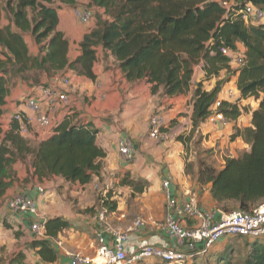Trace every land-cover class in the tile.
Masks as SVG:
<instances>
[{
  "label": "trees",
  "instance_id": "obj_1",
  "mask_svg": "<svg viewBox=\"0 0 264 264\" xmlns=\"http://www.w3.org/2000/svg\"><path fill=\"white\" fill-rule=\"evenodd\" d=\"M77 1L7 0L4 8L0 4V206L14 184H23L17 178L16 164L26 170L25 182L32 178L29 171L39 182L58 177L70 185H87L95 176L101 179L100 159L105 152L96 142L98 129L78 112L65 115L47 136L34 143L20 135L16 120L10 117L5 122L3 118L11 79L29 87L53 85L49 78L67 72L95 80L93 67L100 58L99 48L103 60L110 56L125 80H144L153 84L152 92L161 87L168 97L189 90L197 65L203 80L217 79L223 71L233 70L229 77L217 79L210 90L204 89L202 80L195 83L191 127L188 135H177L176 140L185 145L186 138L196 136L225 83L235 78L238 101L249 97L259 100L251 112L250 125L237 126L243 112L237 100H222L218 112L233 128L231 138L241 137L249 149L235 157H224L219 168L195 152L186 173H193L196 167L198 185L209 186L210 195L222 212L250 211L264 203V21L246 23L240 14L248 3L264 9V0H89L86 5ZM224 1L228 6L222 5ZM62 6H86L92 9L93 18L94 8H102L107 15L98 17L93 26L89 24L78 43L79 54L72 60L68 58V38L57 28V11ZM4 9L6 24L2 21ZM25 36H30L37 46L35 55L29 53ZM238 44L243 51L237 48ZM221 46L233 54L242 53L243 63L232 68V57L222 54ZM23 96L28 95L23 94L21 99ZM121 184L130 186L133 194L147 188L132 179H121ZM109 190L104 198L100 197L104 199L100 207L112 212L117 201ZM69 227L70 221L61 216L43 222V236L30 244L38 248L35 253L41 261L60 259L52 240ZM241 238L230 237L223 251L211 254L209 250L206 255L212 257L214 264H236L241 261L239 258L242 264H264V236L245 237L243 243L239 242Z\"/></svg>",
  "mask_w": 264,
  "mask_h": 264
},
{
  "label": "crops",
  "instance_id": "obj_2",
  "mask_svg": "<svg viewBox=\"0 0 264 264\" xmlns=\"http://www.w3.org/2000/svg\"><path fill=\"white\" fill-rule=\"evenodd\" d=\"M57 13V28L68 38V58L72 60L79 54L78 43L83 34L87 32L86 30L89 25H82L73 15L72 8L70 7L62 6L58 9ZM24 39L27 43L29 53L35 55L37 53V46L32 38L25 36ZM237 48L242 51L244 49L241 44H238ZM98 56L100 58L93 67L96 75L95 80L83 76H72L68 72L63 74V76H53L48 79L49 83L59 85L69 95L71 106L68 111L65 109H47V104L45 103H42L41 107L48 111L52 121H56L57 123L65 115H70L69 113L71 112H78L80 117L86 118L87 121H92L94 127L98 129L96 142L105 152L104 157L100 159L101 169L99 174L102 181L105 182V185L112 183L114 175L122 176L127 172L132 177L144 176L149 183L142 194V198H133L131 202H133L134 206L131 208H128L129 196L126 195L127 190H125L123 195L119 192L115 196L117 208L109 212L113 216L112 218H116V228L119 230H126L132 227L133 222L126 220L129 210L141 212L135 215L142 214V217L145 219L143 225L134 227L133 232L129 234L127 241L128 252L136 251L145 242L157 245L173 244L164 230L166 197L161 188V180L163 178H170L169 191L172 196L178 197L181 201H186L189 194L194 193L198 207L206 211H211L213 213V220L217 221L222 211L215 205L209 192V186L200 187L198 185L195 174L196 167L193 173H186L184 158L182 156L183 144L176 140L178 132L185 131L184 133L188 134L190 130V117L192 113L191 99L195 83L202 80L204 89L210 90L215 85L216 78L215 83L209 84L208 81H204L203 72L200 66L197 65L191 78L189 90L186 93L168 97L163 94L161 87H158L152 92L153 84L144 80L135 82L125 80L116 65L113 64L114 69L109 68L105 59L103 60L102 58V50L100 48L98 49ZM108 58L110 60L109 64H111L113 59L110 56ZM67 77L69 78V84L64 87L61 84V80ZM231 84L235 85V78L225 83L224 87L230 86ZM140 90L146 92V100H149V116L152 113L163 111L167 115H171V112L178 113L177 109L179 106L182 107L189 100L188 110L186 111L188 116L185 119L179 118L186 126H178V131L172 133L164 129L167 134L164 141L150 139L148 136V121L147 124L144 123L139 134L129 135L133 141L135 156L132 162L127 163L119 156L116 142L120 136L126 135L122 126L127 124L128 118L133 120L130 117L138 114V110L132 105V101L129 105V103L125 104L124 100L127 101L128 98L131 100L132 95ZM23 94L38 97L39 87H29L18 79H11L6 96V104L3 107V118L5 122L15 112H23L28 115L32 114L21 99ZM137 97L135 95L134 101L137 100ZM258 103L259 100H254L250 97L238 101V104L243 108V112L236 122L238 127L242 128L250 125L251 112L258 107ZM188 123L190 124L189 128ZM199 130L200 132L203 130L212 131L211 136L208 137L209 139L219 140L221 147L225 145L229 148L231 147V155L228 156L235 157L249 149V145L241 137L236 136L231 138V134L233 133L231 125L229 127H222L203 122L199 126ZM44 137L43 131L35 127V125H32L26 138L32 142H38ZM201 139V145L206 144L205 137ZM241 145H248V148H241ZM236 149L240 152H236ZM223 159L222 154L218 157L214 153V158L208 159L207 163L219 168L223 164ZM14 167L17 171V178L23 181V184L20 186L14 184L7 191L5 200L0 206V264H66L71 254L82 253L85 255H93L97 246L95 232L100 228V225L93 219L94 215L90 217L89 215H83L74 211L71 208L72 200L68 198V195L75 191L79 195L77 197L78 200L81 201L83 189L91 188L92 185H70L58 177H51L39 182L35 176L31 175V171H29V175L32 178H29L28 182H25L27 173L23 165L16 164ZM96 179L97 176L94 177V180ZM72 187L77 190L74 189L65 193V189H71ZM57 191L63 196V193H65L67 197L61 199V195H58ZM13 193H22L34 199L41 219L35 218L28 213H11L6 203L7 199ZM87 201L89 202L90 199L85 200L86 203ZM53 216H61L69 220L70 227L60 232L57 238L52 240L53 247L61 255L60 259L54 262H44L35 253L38 248H33L30 245L31 241L36 237L29 230V227L37 220L43 224L47 218ZM130 222L131 224H129ZM185 223L186 225H190L191 221L187 220ZM1 225L4 227L2 228ZM14 228H18V232L20 233H18V236L12 235L10 237L9 232H13L12 230ZM106 237L108 239L109 235L106 234ZM226 240L224 238L218 241L210 249V253L213 254L223 251ZM198 246H201V244H198ZM189 264H214V262L212 257L209 258L207 255H200L194 257Z\"/></svg>",
  "mask_w": 264,
  "mask_h": 264
},
{
  "label": "built area",
  "instance_id": "obj_3",
  "mask_svg": "<svg viewBox=\"0 0 264 264\" xmlns=\"http://www.w3.org/2000/svg\"><path fill=\"white\" fill-rule=\"evenodd\" d=\"M222 5L228 6V2H222ZM72 12L82 25H89L93 21L91 8L75 6L72 8ZM240 14L246 23L258 22L264 15V9L248 3L240 10ZM219 50L222 54L232 57L231 63H235L236 66L243 63L242 53L235 52L233 54L229 48L224 46H221ZM61 84L64 87L68 86L69 78H63ZM237 95L238 91L234 84L224 87L214 102L206 122L213 126H226L229 123L228 119L221 112H218V107L222 100L238 101ZM22 100L32 114L15 112L11 117L17 121L19 133L23 137L28 136L32 125H35L47 136L57 124L56 121H52L48 111L42 109V103L47 104V109L50 110L65 109L68 111L71 106L69 95L59 85L40 86L38 97L28 95L23 96ZM166 124L164 114L152 113L148 117L149 138L155 141H164L166 139L164 131ZM116 148L123 161L127 163L133 161L135 149L129 136H120L117 139ZM109 185L110 183L99 189V185L95 184L94 188L99 189L100 197L104 198ZM169 186L170 178H163L161 188L166 197L164 230L173 242L172 245L145 242L136 251L129 253L127 248L129 234L133 232L134 227L144 224V218L141 215L136 216L132 227L126 230L112 229L107 226L105 221V215L108 211L104 207H100L93 216L95 222L100 225V228L95 232L97 246L94 254H71L66 264H139L146 259H157L166 264H189L194 257L206 255L218 241L226 237L264 236V203L257 205L250 211L221 212L220 218L215 221L211 211L198 207L194 193H190L186 201H181L178 197L170 194ZM40 190L42 191V189ZM6 204L13 214L28 213L41 219L34 199L25 194L13 193L7 199ZM187 220L191 221L190 225H186ZM29 230L35 237L43 236L42 223L38 220L31 224ZM106 234L109 235L108 239Z\"/></svg>",
  "mask_w": 264,
  "mask_h": 264
},
{
  "label": "rangeland",
  "instance_id": "obj_4",
  "mask_svg": "<svg viewBox=\"0 0 264 264\" xmlns=\"http://www.w3.org/2000/svg\"><path fill=\"white\" fill-rule=\"evenodd\" d=\"M7 0H0V4L1 6L4 8V5H5V2ZM12 2H15V0H12ZM78 4H81V5H86V4H89V0H78L77 1ZM53 6H56V3L53 5ZM72 8V7H71ZM94 18H93V21L91 22L90 26H93L97 20L98 17H102V18H106L107 15L104 13V10L102 8H94ZM29 16L31 17L32 16V12L29 11ZM2 21L3 23H7V13H6V9H4L3 11V18H2ZM261 21H264V15L261 19ZM86 26V25H84ZM89 30V27L87 28L86 31ZM78 47H79V44H78ZM109 58L105 60V62L109 65V68L111 69H114V65H116V63L112 60V63L109 64ZM117 67V66H116ZM232 68H235L236 65L235 63H232L231 65ZM233 70L231 69H228L226 72H222L220 74L219 77H217V79H221V78H226V77H229L231 75ZM69 74H71L72 76H74L71 72H68ZM68 78V77H67ZM216 79V80H217ZM204 81H208L209 84L211 83H215V78L212 77V79H209V80H204ZM207 84V83H206ZM225 86V85H224ZM228 87V86H226ZM135 95L137 97V100L134 101L135 99ZM146 92L143 91V90H140V91H136V94L132 95V99L130 100L129 98L127 99V101H125L124 99V103L125 104H128L130 105L131 101H132V105L137 108V112L138 114L135 115L134 117H130V118H133V120L129 119L127 120V124H125L124 126H122V129L123 131L126 133L127 136L129 135H132V134H139L142 130V127L144 125V123L147 124V121H148V117H149V100H146ZM134 102V103H133ZM188 102L189 100H187L185 102V104L181 107L179 106V108L177 109V112H171V115H167V113H165L164 111L163 112H160L162 114H164L165 116V120L167 122L166 124V131H170V132H175V131H178V126H182V127H185L186 124L185 123H182L181 120L179 118H182V119H185L187 118V106H188ZM229 123L226 125L229 127ZM190 124L188 123V128H189ZM214 128V127H213ZM185 131H180L177 133V135H183L184 137L188 134H185L184 133ZM204 132V133H202ZM166 133V132H165ZM211 133L212 131L210 130H203L196 134V136L192 139L190 138H186V142L187 144L183 145V158H184V165H185V171H186V168L190 167L194 161H192V157H193V154L195 155V152L197 153H200L202 157H207V159L210 158H214V153L217 154V156L219 157L220 154H222L223 158L225 156H228V155H231L230 151H231V147H227L226 145L225 146H220L219 145V140H213L212 138L209 139L208 137L211 136ZM167 136V134H166ZM131 138V136H129ZM201 138H204L205 137V141H206V144L204 145H201V143H198L199 142V139ZM132 139V138H131ZM202 140V139H201ZM34 143V142H33ZM241 148H244V149H247L248 148V145H241L240 146ZM208 152H206V151ZM214 151V152H213ZM236 152H240L239 150H235ZM212 156V157H211ZM190 159V160H189ZM131 174H126L124 173L122 176H118V175H114L113 176V180H112V183H110L109 185V194L110 196L112 197V199H115V196L119 194V192L121 193V195H123V193L126 191V195H128L129 199H128V205L129 207L128 208H131L132 206H134L133 202V198L135 197H140L142 198V194L144 193H131V187L128 186V185H122L121 184V179H126L127 181L128 180H131L132 181H135L138 183V185H142V184H145L146 186H148L149 183H147V180L145 179L144 176L140 177H132ZM95 184H98L99 185V189L104 188V184L105 182L102 181V179H96L94 181L91 182V188H87L86 190L83 189V195H82V200L79 201L77 197H79V195H77L75 193V191L71 192V194L68 195V198L70 200H72V207L74 211L78 212V213H81L83 215H89L90 217L93 216L95 214V212L100 208L101 206V203L100 201L104 200V199H101L100 198V191L99 189H95L94 188V185ZM75 188H67L65 189V193L68 191H72L74 190ZM77 190V189H75ZM64 194L61 195V193L59 191H57V194L58 195H61V199L63 198H66L67 196ZM60 197V196H59ZM89 200L90 201L87 203L85 202V200ZM116 200V199H115ZM117 201V200H116ZM129 202H131L129 204ZM86 203V204H84ZM138 203V202H137ZM131 205V206H130ZM137 205V204H136ZM139 205V204H138ZM137 207V206H136ZM129 214L127 215L128 218H126V220H131V222H133V220H135V214L137 213H141V212H135L134 210H129L128 211ZM142 216V214H140ZM113 216L111 215V213L107 212L106 215H105V221L107 223V226H109L110 228L112 229H117L116 228V223H117V220L116 218H112ZM131 222L129 224H131ZM144 222H145V219H144ZM1 227L3 228L4 226L1 225ZM19 229H13L12 231L13 232H9V236L12 237V235H15V236H18V231ZM16 238V237H15ZM230 237H226V239H229ZM245 240V237H242L241 240L239 241L240 243H243ZM28 246V245H27ZM241 259V261H236V264H242V258H239ZM4 262V261H3ZM5 264V263H3ZM140 264H164L162 261H159L157 259H146V260H143V262H141Z\"/></svg>",
  "mask_w": 264,
  "mask_h": 264
}]
</instances>
